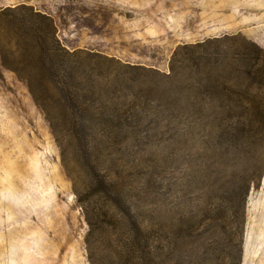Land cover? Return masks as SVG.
<instances>
[{
	"label": "rangeland",
	"instance_id": "rangeland-1",
	"mask_svg": "<svg viewBox=\"0 0 264 264\" xmlns=\"http://www.w3.org/2000/svg\"><path fill=\"white\" fill-rule=\"evenodd\" d=\"M38 13L53 20L60 45L78 53L71 59L78 88L86 82L88 91L108 89L115 105L109 113L120 120L52 129L27 83L0 54V264H91L88 234L98 264H126L117 254L128 237L119 230L112 235L119 214L110 218L111 205L128 223L134 215L138 225L156 224L167 245L160 263L264 264V128L257 133L264 124V87L245 83L248 102L237 97L243 88L223 95L203 88L194 102L206 110L192 134L165 104L172 97L193 102L181 74L189 58L205 51L200 43L238 39L264 51V0H0V47L9 59L23 40L7 25ZM89 55L106 61L99 66ZM222 73L232 86L231 72ZM233 100L249 107L236 112L243 126L228 144L230 171L253 181L242 206L237 186L212 183L215 170L225 167L212 166L215 139L210 126L203 131L218 101ZM100 176L118 180L120 201L98 195L101 187L93 193Z\"/></svg>",
	"mask_w": 264,
	"mask_h": 264
},
{
	"label": "trees",
	"instance_id": "trees-1",
	"mask_svg": "<svg viewBox=\"0 0 264 264\" xmlns=\"http://www.w3.org/2000/svg\"><path fill=\"white\" fill-rule=\"evenodd\" d=\"M3 21L6 23L5 18ZM12 24L18 28L17 30L20 33L19 39H22L23 42H21V47L18 48V56L12 59H9L8 49L1 46L0 54L4 60L3 62L5 64V61L8 60L10 65H12V69L10 70L27 83L30 93L36 103L42 108L47 119H49L52 129H56L57 131L59 127L63 126L67 128L69 126L73 129L75 127L83 130L89 125H85L87 119H95L97 126H105L109 122L112 123L113 121L116 123L117 120H120L113 113H109V109L112 106L115 107V105H113V99L108 94V89L94 92L92 90L88 91L90 86L88 84L85 85L84 83L86 82L79 83L78 88V80L74 75L75 67L72 66L71 62V59L75 58L78 53H71L60 45L56 38L57 29L50 17L38 13L30 16L28 19L27 17L15 19V21L11 22V25H7L10 32ZM2 37L3 35L0 32V44ZM228 40L216 38L205 43H200L197 48H203L205 51H200L195 57L189 58L187 60L189 64L182 66V71L184 72L180 71L178 74H175L173 80L178 81V76L182 72L181 77L184 83L185 94L190 96L189 98L193 102L188 101V104L184 102L180 103L179 99L172 97L168 102H165L166 110L169 112L171 118L175 117V115L182 118L185 126L184 133L186 134H192L191 130L193 131L195 128L197 130L198 128L199 131L201 128L200 124L203 120L197 115L204 114V110L206 109L202 104L194 102V97L201 94L203 88L211 87L219 95H223L229 91L232 93L236 87L237 89L243 88L240 92H236L237 97L242 96L248 102L246 94L249 93V88L246 86V89H244L245 83H248L253 88L264 87V51L257 48L253 43L244 44L243 42H239L238 39L234 40V42H227ZM48 41H52L54 45H50ZM34 42H37V44L34 45ZM212 45L215 46L216 52L208 51V48ZM89 56L92 60L96 59V64L99 66L102 65L103 60L106 61L105 58L97 55ZM229 57L231 62H227ZM5 65L7 66V64ZM205 66H208L207 70ZM228 67L230 69L226 70ZM225 71L231 72L229 76L230 85L232 86L222 82L220 73ZM96 107H104L108 113L96 114L94 111ZM247 108L249 107L244 102L236 103L233 100L232 105L231 103L223 105L218 101V105H216V108L211 113L210 123L203 128V131H205L210 126L212 130L211 134L215 139L212 146L214 154L212 166L215 169L225 167V171L223 170L222 172L215 170V180L212 183L217 186H237L240 193L235 196H237L239 206H242V202L245 200L253 181L250 177L239 176L230 171L233 159H230L228 156V152L230 151V145L228 144L230 138L238 131L240 132L239 129L243 126L242 122L234 119L236 112L238 113V111H243ZM90 116L91 118H89ZM263 128L264 124H261L257 133L262 132ZM68 131L70 130L66 131L70 136L72 133ZM94 171L97 170L94 169ZM221 181L224 185H222ZM95 187L97 189L99 187H101L99 189H104V191L98 192V195H109L111 200L119 199L120 201L124 195L122 187L118 188V180L114 182L100 176L96 179V185L92 186L93 193H95ZM230 203H234V200H231ZM109 209L110 213L103 214L104 217L108 214L115 221L119 214V223H115L112 235L119 230L124 231L128 237V244L125 239L126 245L120 247L122 250L117 254L118 260L126 264H163L162 261L160 263L158 260L159 258L164 259L163 253L167 245L160 238L159 232L161 230H157L156 224L152 220H149L146 225H138L134 215L132 223H128L124 215L125 213H121L119 207L111 205ZM242 217L244 216L241 212L240 217H238V228L236 226L238 235H242L244 223L241 220ZM87 221L92 228L93 224L88 217ZM195 222L196 224L192 228H195L194 231L196 232L199 230L198 227L201 223L197 220ZM134 223L138 225L136 229L132 227ZM93 231L94 228L90 231V235L92 236ZM89 237L88 234L89 259L91 264H98V260L97 262L95 260V254L91 251ZM137 240L139 243H137ZM237 245L240 248V243H237Z\"/></svg>",
	"mask_w": 264,
	"mask_h": 264
}]
</instances>
